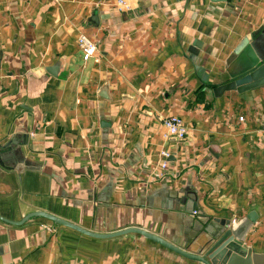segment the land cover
I'll use <instances>...</instances> for the list:
<instances>
[{"label":"crops","instance_id":"obj_1","mask_svg":"<svg viewBox=\"0 0 264 264\" xmlns=\"http://www.w3.org/2000/svg\"><path fill=\"white\" fill-rule=\"evenodd\" d=\"M126 1L0 0V264H202L139 233L11 223L33 211L196 254L255 211L244 246L264 251V84L213 93L264 0Z\"/></svg>","mask_w":264,"mask_h":264},{"label":"water","instance_id":"obj_2","mask_svg":"<svg viewBox=\"0 0 264 264\" xmlns=\"http://www.w3.org/2000/svg\"><path fill=\"white\" fill-rule=\"evenodd\" d=\"M199 45V41H194L190 51L194 52V49ZM234 59L238 63V69L230 75L228 81L213 88L215 96H220L225 91L230 90L244 92L264 84V26L260 27L252 37H244L236 45L227 62L229 63ZM34 216L45 217L54 223L71 227L81 233L98 238H108L129 232L139 233L186 258L202 264H264V251L256 253L252 251L251 247L244 246L246 234L257 220L258 215L255 211H250L236 222H232L230 219L221 220L220 226L212 234L210 243L208 242V245L197 254L182 249L139 227H128L111 233H98L44 211H33L25 215L21 221L11 223L21 224Z\"/></svg>","mask_w":264,"mask_h":264},{"label":"built area","instance_id":"obj_3","mask_svg":"<svg viewBox=\"0 0 264 264\" xmlns=\"http://www.w3.org/2000/svg\"><path fill=\"white\" fill-rule=\"evenodd\" d=\"M116 6L119 11H128L130 5L126 0H116ZM77 44L79 48L86 55H91L96 50L97 46L93 39L85 34H79L77 37ZM242 119V117H240ZM163 125L166 127L169 135L175 136L177 138H184L187 132V128L183 123L181 117L177 115H170L163 119ZM167 154V153H164ZM165 163H163V166ZM129 264H143V263H129Z\"/></svg>","mask_w":264,"mask_h":264}]
</instances>
